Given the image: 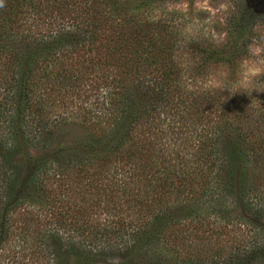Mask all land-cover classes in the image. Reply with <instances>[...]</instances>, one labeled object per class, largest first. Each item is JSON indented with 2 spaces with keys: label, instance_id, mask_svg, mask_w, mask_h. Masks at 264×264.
<instances>
[{
  "label": "trees",
  "instance_id": "trees-1",
  "mask_svg": "<svg viewBox=\"0 0 264 264\" xmlns=\"http://www.w3.org/2000/svg\"><path fill=\"white\" fill-rule=\"evenodd\" d=\"M156 1L3 0L0 182L12 196L16 155L51 149L55 131L79 128L68 156L30 167L34 176L51 165L72 170L78 236L52 230L28 244L32 252L57 240L84 264H147L157 246L155 264H264V233L252 220L229 247L183 236V226L227 234L239 213L264 215L263 109L246 92L197 83L180 47L199 54L195 70L225 52L185 42L172 16L148 8ZM104 209L111 225L90 215ZM5 238L0 264H14ZM43 257L57 264L54 251Z\"/></svg>",
  "mask_w": 264,
  "mask_h": 264
},
{
  "label": "rangeland",
  "instance_id": "rangeland-1",
  "mask_svg": "<svg viewBox=\"0 0 264 264\" xmlns=\"http://www.w3.org/2000/svg\"><path fill=\"white\" fill-rule=\"evenodd\" d=\"M148 8L158 15L172 16L179 37L185 38L187 40L185 42L196 41L198 48L209 45L210 48L225 52L224 55L215 56L223 58L221 62L209 61L204 67L195 70L198 62L194 55L199 54L189 50L185 44L180 47L179 53L184 57V62L189 64L188 68L194 67L193 72L201 73L197 83L202 86L218 91L222 89L235 91L238 88L242 61L254 60L255 57L252 55L254 52H259L264 57V0H157ZM233 45L237 48L234 49ZM232 58L233 64L229 60ZM248 87L249 89L264 87V76L257 77ZM248 94L252 95L257 107L263 109V112L259 110V114L261 119L264 118V91L253 90ZM83 133L79 128L58 130L52 134L54 145L51 149L40 151L27 147L22 154L16 155L15 160L20 162L22 172L12 196L6 195V185L0 182V235L6 234L3 242L5 246L11 244L9 248L8 246L3 248L13 250L12 253L16 255L14 264H48L49 260L43 256L50 251L56 253L57 264H84L81 255L70 254L69 258L65 257L64 249L68 247L63 244L62 248H59L57 240H51L52 245L48 249L41 248V251L32 252L34 249L28 247V244L52 230L59 233L71 230L78 236L81 215L78 207L81 203L75 192L78 187L77 180L72 178V170L51 165L34 176L30 167L40 160H50L60 155L68 156L71 146ZM6 202L9 209L8 207L2 209ZM87 206L88 211H91L92 206ZM98 213L100 214H90L95 223L98 221L100 225H111L110 220L113 219L107 210H99ZM236 215L231 214V217L240 216L241 222L235 223L239 227V232L233 229L227 234L221 233L215 226L213 231L203 232L202 238L200 234L193 235L190 227L183 226L185 232L193 235L190 237L185 233L183 236L197 237L207 248L214 249L216 245L221 248L230 244L233 240L232 232L237 234L242 229L245 230L246 221L257 222L258 228L264 233V215L259 219H253L246 213ZM206 234L209 237H205ZM4 249L3 251H6ZM162 252L160 246L153 248L147 255V264H155L154 260L160 257ZM124 264H135V261L130 257Z\"/></svg>",
  "mask_w": 264,
  "mask_h": 264
},
{
  "label": "clouds",
  "instance_id": "clouds-1",
  "mask_svg": "<svg viewBox=\"0 0 264 264\" xmlns=\"http://www.w3.org/2000/svg\"><path fill=\"white\" fill-rule=\"evenodd\" d=\"M2 3L3 0H0V5H2ZM252 55L255 57L254 60L242 61L240 65L238 88L233 91L232 94L237 92H246L248 94L249 91L252 93L253 90L257 92L264 91V87H251L250 89L248 87L257 77L264 76V57H262L259 52H254ZM241 88L243 91H240Z\"/></svg>",
  "mask_w": 264,
  "mask_h": 264
}]
</instances>
